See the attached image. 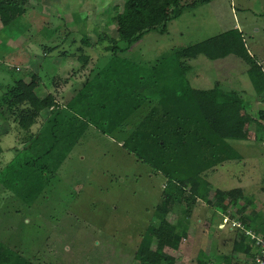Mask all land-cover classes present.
<instances>
[{
  "label": "rangeland",
  "instance_id": "obj_1",
  "mask_svg": "<svg viewBox=\"0 0 264 264\" xmlns=\"http://www.w3.org/2000/svg\"><path fill=\"white\" fill-rule=\"evenodd\" d=\"M124 1L41 0L30 2L25 11L20 7L0 10V98L7 87L23 79L36 84L39 97L53 92L57 102L65 105L81 83L107 61L109 55L100 51L97 34L117 38L113 8L120 11ZM204 1L180 0L184 10L168 23L167 33L146 34L124 56L150 63L164 52L206 41L213 56L189 60L192 71L188 78L194 88L208 89L218 82L222 89L242 94L246 139L248 130L255 127L250 118L259 119L264 112V90L260 96L255 93L248 73L256 64L264 71V0ZM192 4H196L193 9ZM83 36L95 48L84 47ZM56 46L57 50H44ZM81 55H87L88 60H78ZM54 76H59L60 82L51 86ZM153 106L154 101L146 102L133 114L128 120L132 128ZM26 108L27 104L16 107L0 121V169L49 115L43 111L25 131L15 118ZM127 124L109 136L89 127L43 194L30 205L0 186L1 243L35 264H132L148 227L153 226L157 238H171L177 221L183 219L185 205L175 203L156 217L155 210L165 206L167 181L161 172L122 149L120 141L132 132ZM195 133L175 151L198 148L205 153L220 145L243 156L224 162L209 177L210 171L203 174L212 191H235L239 199L221 214L212 205L194 202L187 236L177 250L164 247L163 252L174 264L247 263L251 253L241 255L233 242L242 240L253 247L252 239L247 242L250 233L264 236V132L263 138L248 142L249 149L246 142L219 144L220 139L206 126ZM201 139L205 140L202 149L195 143ZM241 213L252 232L232 227L233 223L244 226L239 220ZM223 220L227 224L222 228ZM243 231L248 232L245 240Z\"/></svg>",
  "mask_w": 264,
  "mask_h": 264
},
{
  "label": "trees",
  "instance_id": "obj_2",
  "mask_svg": "<svg viewBox=\"0 0 264 264\" xmlns=\"http://www.w3.org/2000/svg\"><path fill=\"white\" fill-rule=\"evenodd\" d=\"M39 1L0 0V10L20 7L25 11L30 2ZM203 3L206 1L202 0ZM120 9L113 8L112 16L117 38L106 33L97 34L100 51L109 55L107 61L81 83L65 105L59 104L52 92L39 97L34 90L36 84L26 83L23 79L6 88L0 98V121H4V115L11 114L14 108L25 104L27 108L15 118L25 131L30 130L43 111H49V115L21 149H14L17 151L14 158L0 169V186L27 205L32 204L43 194L46 184L89 127L101 135H112L146 102L154 101V106L132 128L121 147L139 162L164 175L167 181L165 206L155 210L156 217L170 211L175 203L184 204L185 208L183 219L177 221L171 238H157L153 226L148 227L132 264H174V259L163 249L177 250L187 236L188 218L194 202L199 199L225 212L239 199L235 191H212L203 174L223 162L241 158L234 149L220 145L206 153H201L198 148L179 152L175 149L183 146L188 136L203 126L220 139L219 144L244 140L246 121L241 114L244 102L241 93L224 90L218 82L208 89L192 87L188 78L192 67L188 60L199 56L212 58L206 41L164 52L150 63L124 56L146 34H166L168 23L179 18L184 10L180 0H125ZM174 9L177 12L174 13ZM81 44L93 47L86 36L81 38ZM58 48L44 50L50 52ZM77 59L86 62L88 56L81 55ZM252 66L248 73L255 93L260 96L264 90V71L259 64ZM54 78H51V86L60 80ZM259 116V119L251 117L250 120L264 126V112ZM2 152L0 148V155ZM211 193L214 194L210 198ZM239 218L245 217L240 215ZM246 236L243 234V240ZM242 247L244 254L253 251L251 245L243 242ZM0 264L35 263L0 241Z\"/></svg>",
  "mask_w": 264,
  "mask_h": 264
},
{
  "label": "crops",
  "instance_id": "obj_3",
  "mask_svg": "<svg viewBox=\"0 0 264 264\" xmlns=\"http://www.w3.org/2000/svg\"><path fill=\"white\" fill-rule=\"evenodd\" d=\"M210 48H211V51H212V46H210ZM215 54H216V52H215ZM212 56H213V52H212ZM205 58V57H204ZM188 62H189V60H188ZM193 66V65H192ZM62 67H65V66H60V69H62ZM59 72H60V70H59ZM58 78H60L59 76H58ZM192 80H190V82H191ZM58 82H60V80L58 79ZM66 82V80H64V83ZM74 83H76V81H74ZM194 85V84H193ZM199 89H207V88H205V87H203V86H199L198 87ZM53 93V92H52ZM57 100V99H56ZM246 111V109H245V107H244V110H243V112H245ZM127 122H128V124H127V128H132V126H131V124H130V122L127 120ZM254 125H255V127H252L250 130H248V135H249V137H247L246 139H244V140H241V141H237V144L238 143H241V142H246L247 143V147H245V148H247V149H249L248 148V142H253L254 140L256 141V137H260L261 136V138H263L262 137V134H263V132H264V126H260L259 124H255L254 123ZM197 131V130H196ZM250 133V134H249ZM257 134V135H256ZM192 135H196V133L194 132ZM246 135H247V132H246V134H245V132H244V136L246 137ZM191 136V135H190ZM189 136V137H190ZM205 140H203V139H201V140H199V141H195V143H198L197 144V146H199V148H201V147H203L204 146V142ZM120 142H122V141H120ZM186 142H188V140H186ZM226 143H236V142H234V141H225ZM195 143H194V145H195ZM121 144V143H120ZM205 145H207V144H205ZM233 145V144H232ZM121 146V145H120ZM201 146V147H200ZM204 148V147H203ZM202 149V148H201ZM200 149V150H201ZM210 148H208V150H209ZM207 150V151H208ZM206 151V152H207ZM205 152V153H206ZM242 157V159H243V156H241ZM222 164H224V162L223 163H221V164H219L218 166H216V167H214L213 169H211V170H209L210 171V173H208V177H209V175L211 174V173H213L214 171H216V168L217 167H219V166H221ZM207 181V180H206ZM208 182V181H207ZM209 183V182H208ZM210 184V183H209ZM197 202H201V200H197ZM203 202V201H202ZM205 203V202H204ZM214 210H216V212L217 213H219V214H221L222 213V211H219L218 209H216L215 207H214ZM243 216V214L241 213V217ZM239 220L240 221H245V218H243V220L242 219H240L239 218ZM224 221V223H221L222 225H220L222 228L223 227H225L226 226V224H227V220H223ZM224 224H225V226H224ZM243 224H244V226L242 225L241 226V228H239L240 230H248L249 232H252V231H250L248 228L249 227H246V226H248L249 225V223H245V222H243ZM246 225V226H245ZM233 227V226H232ZM235 228V227H234ZM236 228H238V227H236ZM230 230L231 231H233V228H230ZM243 231V232H244ZM245 233V232H244ZM247 233L248 232H246L245 233V235H247ZM254 233V232H253ZM250 234H252V233H250ZM252 235H254V236H256V237H259V238H262V239H264V236H259V235H257L256 233L255 234H252ZM248 236V235H247ZM246 236V237H247ZM248 238V237H247ZM249 241H251V238L247 241V242H249ZM233 246H235V249H236V247H237V251L242 255V253L244 252L243 251V247H242V240H240V241H235V243L233 242ZM247 245H249V244H247ZM252 246V245H251ZM239 249H241V250H239ZM253 251H254V248H253ZM250 252L251 254V256H250V259H249V262H248V260H247V263H244V264H249L250 263V261H251V259H252V257H253V254H254V252ZM245 255V254H244ZM244 262V261H243ZM223 263V262H222Z\"/></svg>",
  "mask_w": 264,
  "mask_h": 264
},
{
  "label": "built area",
  "instance_id": "obj_4",
  "mask_svg": "<svg viewBox=\"0 0 264 264\" xmlns=\"http://www.w3.org/2000/svg\"><path fill=\"white\" fill-rule=\"evenodd\" d=\"M233 227L241 228L239 223H233ZM253 241L254 254L249 264H264V239L251 234Z\"/></svg>",
  "mask_w": 264,
  "mask_h": 264
}]
</instances>
